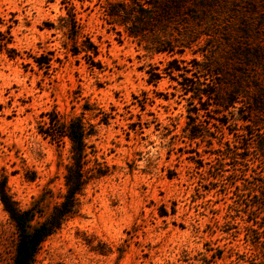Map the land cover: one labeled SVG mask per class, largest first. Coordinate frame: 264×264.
I'll list each match as a JSON object with an SVG mask.
<instances>
[{
    "label": "rangeland",
    "instance_id": "374dc122",
    "mask_svg": "<svg viewBox=\"0 0 264 264\" xmlns=\"http://www.w3.org/2000/svg\"><path fill=\"white\" fill-rule=\"evenodd\" d=\"M127 1L0 0V30L11 27L18 55L0 53V189L16 209L39 210L31 226L60 203L70 163L66 140L57 146L38 134L41 116L68 119L85 106L94 125L83 166L90 180L34 264H264V166L247 152L250 161L237 171L228 160L209 163V149L188 138L201 120L188 116L193 101L177 96L166 77L148 82L172 59L202 61L197 52L217 57L222 47L202 38L175 45L181 55L155 53L151 37L129 38L105 15L107 5ZM82 47H95L97 56L86 60ZM227 113H208L227 122L212 130L214 149L236 129L233 109ZM161 207L174 215L159 217ZM15 243L0 202V264H11Z\"/></svg>",
    "mask_w": 264,
    "mask_h": 264
},
{
    "label": "trees",
    "instance_id": "16d2710c",
    "mask_svg": "<svg viewBox=\"0 0 264 264\" xmlns=\"http://www.w3.org/2000/svg\"><path fill=\"white\" fill-rule=\"evenodd\" d=\"M62 2L70 4L69 0ZM104 12L112 24L125 29L129 38L143 41L151 37L155 53L181 55L183 51H175V45L198 43L202 38L204 43L215 42L221 46L223 53L217 57L197 52L202 55V61L172 59L160 73L150 75L148 82L155 83L166 77L176 84L177 96L193 101L188 116L201 120L198 121L199 128L190 131L188 138L198 140L206 150L209 149L203 151L209 163L228 160L237 171V166L250 161L249 155L264 166V0H128L107 5ZM0 26H5L1 18ZM10 29L6 25L3 31L0 30V53L13 59L18 55L11 47ZM72 33L75 37L73 28ZM74 52L73 55L79 53ZM80 52L88 61L98 54L95 47H82ZM32 62L38 68L41 66L39 58H33ZM89 64L100 68L96 62L90 61ZM229 109H233L234 114L231 113L230 117H233L232 124L236 129L228 133L230 140L223 143L218 140L219 147L214 149L212 142L216 137L213 131L226 128L227 122L218 117L210 118L208 113L227 117ZM90 112L83 106L79 116L68 119L55 111L41 116L45 121L39 123L38 134L57 146H62L66 140L70 155L64 174V193L47 219L31 226L39 210L16 209L0 189V202L16 231L11 264H34L41 244L75 214L77 195L90 180L83 169L85 140L94 132V125L85 120ZM89 116L97 118V115ZM205 119L212 120L206 127L202 125ZM262 121L263 127L259 123ZM197 157L196 163L203 168L204 158L200 154ZM251 165L247 168L255 174L253 161ZM174 213V208L167 213L161 207L157 214L167 217Z\"/></svg>",
    "mask_w": 264,
    "mask_h": 264
}]
</instances>
